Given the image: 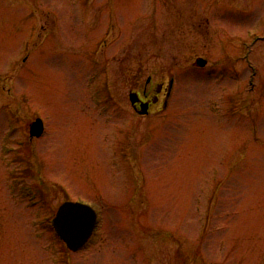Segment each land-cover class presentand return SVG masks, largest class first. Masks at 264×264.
<instances>
[{
	"label": "rangeland",
	"instance_id": "1",
	"mask_svg": "<svg viewBox=\"0 0 264 264\" xmlns=\"http://www.w3.org/2000/svg\"><path fill=\"white\" fill-rule=\"evenodd\" d=\"M149 76L171 96L139 115ZM69 197L100 215L78 251ZM151 253L264 264V0H0V264Z\"/></svg>",
	"mask_w": 264,
	"mask_h": 264
},
{
	"label": "water",
	"instance_id": "2",
	"mask_svg": "<svg viewBox=\"0 0 264 264\" xmlns=\"http://www.w3.org/2000/svg\"><path fill=\"white\" fill-rule=\"evenodd\" d=\"M207 59L200 57L196 63L200 66L207 64ZM133 102L135 99L133 98ZM142 113L148 111L149 102L142 103ZM45 125L41 118H38L31 125L32 135H41ZM97 223V212L89 204L75 201H66L58 209L54 218V225L60 235L65 239L68 246L74 250L82 247L90 238Z\"/></svg>",
	"mask_w": 264,
	"mask_h": 264
},
{
	"label": "flooded vegetation",
	"instance_id": "3",
	"mask_svg": "<svg viewBox=\"0 0 264 264\" xmlns=\"http://www.w3.org/2000/svg\"><path fill=\"white\" fill-rule=\"evenodd\" d=\"M155 84L156 83H153L152 76H149L142 88H140L141 86L133 88L131 92L135 94L134 98L139 99L134 106L137 111L141 110L142 101H150L148 114L152 113L154 107L160 104L161 96L164 94L167 87L164 83H158L157 85ZM152 259V264H156L155 258L153 257Z\"/></svg>",
	"mask_w": 264,
	"mask_h": 264
},
{
	"label": "bare ground",
	"instance_id": "4",
	"mask_svg": "<svg viewBox=\"0 0 264 264\" xmlns=\"http://www.w3.org/2000/svg\"><path fill=\"white\" fill-rule=\"evenodd\" d=\"M150 252L148 251V254H149ZM152 254V257H154L155 258V256H154V254L153 253H151Z\"/></svg>",
	"mask_w": 264,
	"mask_h": 264
}]
</instances>
